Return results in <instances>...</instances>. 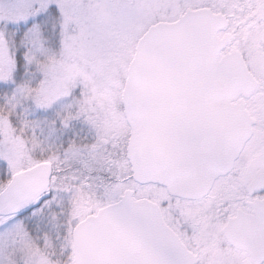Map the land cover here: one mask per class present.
<instances>
[{"label":"snow or ice","instance_id":"obj_1","mask_svg":"<svg viewBox=\"0 0 264 264\" xmlns=\"http://www.w3.org/2000/svg\"><path fill=\"white\" fill-rule=\"evenodd\" d=\"M0 264H264V0H0Z\"/></svg>","mask_w":264,"mask_h":264}]
</instances>
